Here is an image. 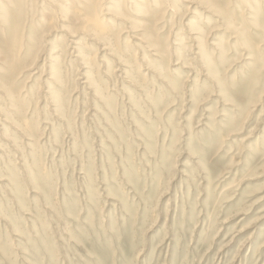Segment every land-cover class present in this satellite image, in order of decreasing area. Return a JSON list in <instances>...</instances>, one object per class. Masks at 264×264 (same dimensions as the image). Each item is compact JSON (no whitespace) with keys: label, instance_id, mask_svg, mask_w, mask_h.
I'll use <instances>...</instances> for the list:
<instances>
[{"label":"rangeland","instance_id":"1","mask_svg":"<svg viewBox=\"0 0 264 264\" xmlns=\"http://www.w3.org/2000/svg\"><path fill=\"white\" fill-rule=\"evenodd\" d=\"M28 1L42 43L14 119L35 138L0 98V264H264V47L252 69L232 38L264 5L223 0L224 32L198 1L139 0L158 61L115 15L133 10L102 0L128 64L74 33L67 0Z\"/></svg>","mask_w":264,"mask_h":264},{"label":"bare ground","instance_id":"2","mask_svg":"<svg viewBox=\"0 0 264 264\" xmlns=\"http://www.w3.org/2000/svg\"><path fill=\"white\" fill-rule=\"evenodd\" d=\"M183 1L190 5H194L198 1V5L202 6L201 10L203 13L211 16V18H214L215 22L219 24L220 28L224 32L228 30L230 32L234 31L231 23L233 20L232 18H236V16L231 12L232 8L228 4L230 2L223 0ZM258 1L264 5V0ZM119 2L121 4L118 5H122L126 9L131 8L133 10L129 12V17L123 16L121 13L115 14L118 18H123L127 22V26L125 28L127 31L124 32V34L126 33L127 38L130 37V39H132V37L138 35L139 39L137 40L139 41L141 48L147 49V52H149L150 56L154 57L155 60L162 61L163 58L168 57L167 51L161 46L160 37H157V30L152 29L149 32H144L146 30L145 23L143 20L137 19L138 14L145 17L149 15L150 12L147 10L148 5H139V0H119L118 3ZM165 2H167V0H159V2L156 3V6L164 5ZM101 4L102 0H67L66 5L70 7L72 12L66 9L67 6L61 7L59 5L55 10L56 12H59V14L65 15L64 18H66L68 14H72L76 17L77 27L74 31L75 34L83 32L87 33L93 38V40L97 41L102 46V49L109 51V56L113 60L128 63V61L132 59V55L128 51V47L124 46L122 41L119 40L120 34L112 35L111 33H106V27L103 25L101 16L107 15L102 13L103 10H101ZM29 7L30 4L28 0H0V53L5 50L8 54V62L0 61V98L4 101V105L7 104L9 107V109H7L9 114H6L5 118L11 122L10 124L16 126V129L20 133L25 134V137L32 136L34 123L33 121L29 122L27 119H25L22 123H19L14 119L17 118L14 117V115L16 114L17 116L18 112L20 113V99L22 100V97H24L20 92H18L17 87H19L18 82L19 78L22 77L21 75H23L28 68L33 66V62L37 58V54L42 43V39L33 31L35 23L32 22ZM259 13L260 14L255 17V20L247 19L252 22L246 23L244 20H241L237 30L232 32V38H238L241 42V46L244 47L245 50L243 51L245 60L252 63V69L255 67H257V69L260 68L261 56L263 55L260 47H264V38L256 41L253 38V35L259 36L264 30V6L259 9ZM115 20L119 21L118 19ZM248 24L254 25L257 29L254 30ZM191 39L197 38H194L193 36ZM78 55L76 57H78ZM166 59L164 60L168 64L169 61ZM27 60H29V64L26 63ZM250 66L251 65L249 64V67ZM257 73V71H254L248 77L247 81L249 86L257 82ZM170 84L172 85V83ZM7 110L5 112H7Z\"/></svg>","mask_w":264,"mask_h":264}]
</instances>
